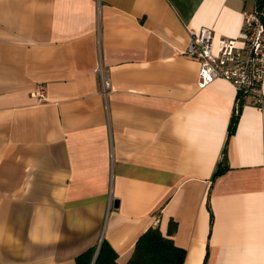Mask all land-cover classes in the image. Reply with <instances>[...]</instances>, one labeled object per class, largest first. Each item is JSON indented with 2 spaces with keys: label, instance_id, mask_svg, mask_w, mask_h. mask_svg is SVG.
I'll return each mask as SVG.
<instances>
[{
  "label": "crops",
  "instance_id": "0c3cea01",
  "mask_svg": "<svg viewBox=\"0 0 264 264\" xmlns=\"http://www.w3.org/2000/svg\"><path fill=\"white\" fill-rule=\"evenodd\" d=\"M258 1L0 0V264L104 239L127 264L173 223L184 264H264V82L229 137L237 88L185 53L192 28L242 45Z\"/></svg>",
  "mask_w": 264,
  "mask_h": 264
},
{
  "label": "built area",
  "instance_id": "2783aa9c",
  "mask_svg": "<svg viewBox=\"0 0 264 264\" xmlns=\"http://www.w3.org/2000/svg\"><path fill=\"white\" fill-rule=\"evenodd\" d=\"M258 4L244 12L242 45L238 39L221 38L218 46L213 31L208 27L190 29L191 42L185 53L200 60L198 85L205 87L218 78L232 82L239 95L259 92L264 82V16ZM46 99V90L40 86L32 93ZM262 105L264 97L258 96ZM159 222V219L156 220Z\"/></svg>",
  "mask_w": 264,
  "mask_h": 264
},
{
  "label": "trees",
  "instance_id": "16d2710c",
  "mask_svg": "<svg viewBox=\"0 0 264 264\" xmlns=\"http://www.w3.org/2000/svg\"><path fill=\"white\" fill-rule=\"evenodd\" d=\"M258 8L264 16V0L258 1ZM244 96H238L237 113L233 124L229 129V137L236 129ZM226 152L219 168L214 174L213 180L225 173L229 166H225ZM176 231L175 224H171L167 233H163L159 227H151L137 241L134 252L127 264H184L186 251L177 246L173 235ZM96 248H90L77 257V264H92ZM118 253L111 244L104 239L99 247L98 255L94 264H119Z\"/></svg>",
  "mask_w": 264,
  "mask_h": 264
},
{
  "label": "water",
  "instance_id": "95a60500",
  "mask_svg": "<svg viewBox=\"0 0 264 264\" xmlns=\"http://www.w3.org/2000/svg\"><path fill=\"white\" fill-rule=\"evenodd\" d=\"M242 105H243V103L241 104V106H242ZM116 203H117V201H116ZM98 251H99V248L97 249V251H96V253H95V255H94V259H93L92 264H94V261H95L97 255H98Z\"/></svg>",
  "mask_w": 264,
  "mask_h": 264
}]
</instances>
